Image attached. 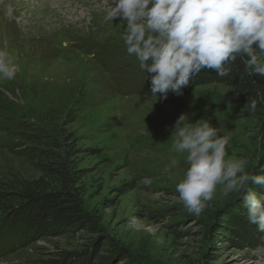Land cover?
I'll list each match as a JSON object with an SVG mask.
<instances>
[{
	"label": "rangeland",
	"instance_id": "1",
	"mask_svg": "<svg viewBox=\"0 0 264 264\" xmlns=\"http://www.w3.org/2000/svg\"><path fill=\"white\" fill-rule=\"evenodd\" d=\"M108 6L109 0H0V50L19 68L13 80H0V179L39 176L9 150L17 139L12 113L34 121L33 112L74 95L79 115L68 130L82 150L75 187L101 230L26 245L0 237V264H44L102 237L150 264H264L263 248L236 244L220 228L225 212L235 210L257 229L239 195L225 196L218 186L201 214L186 211L176 192L185 156L170 152L179 116L186 114L185 123L203 118L231 135L228 157L248 158V171L259 175L264 142L258 129L218 101L225 92L220 85L153 96L151 74L126 52L125 25L119 18L105 22ZM173 157L180 163L165 172ZM144 177L150 185L140 183Z\"/></svg>",
	"mask_w": 264,
	"mask_h": 264
},
{
	"label": "clouds",
	"instance_id": "2",
	"mask_svg": "<svg viewBox=\"0 0 264 264\" xmlns=\"http://www.w3.org/2000/svg\"><path fill=\"white\" fill-rule=\"evenodd\" d=\"M117 18L125 25L121 38L127 54L151 74V93L158 99H167L169 92L182 95L205 69L228 76L237 59L244 75L264 78V0H109L104 20ZM18 70L8 52L0 50V80H13ZM258 102L264 103V95L248 101L250 112ZM185 121L182 114L175 122L170 152L185 156L187 167L176 192L186 211L201 214L219 186L225 196L239 195L248 223L264 233V175L248 171V158L228 157L230 134L222 135L203 118ZM179 163L173 157L164 171ZM151 182L149 177L140 181Z\"/></svg>",
	"mask_w": 264,
	"mask_h": 264
},
{
	"label": "trees",
	"instance_id": "3",
	"mask_svg": "<svg viewBox=\"0 0 264 264\" xmlns=\"http://www.w3.org/2000/svg\"><path fill=\"white\" fill-rule=\"evenodd\" d=\"M231 67L226 77H218L207 69L201 71L183 88V94L207 85L224 87L225 92L218 94V101L225 107H236L234 115L254 124L264 142V103L258 102L254 113L247 104L251 99L259 101L264 95V78L244 75L239 59ZM66 94L62 105L52 103L33 112L34 121L25 115L16 118L12 113L17 139L9 150L39 173L34 179L19 174L0 179V237L5 236L19 245L49 236H74L82 230L93 234L101 232L75 187L76 159L82 150L77 148L68 126L77 120L79 109L72 103L74 95ZM259 175H264V166L259 169ZM255 188L257 193L261 191ZM220 228L236 244L249 242L264 249V234L245 223L235 210L225 212ZM105 239L102 237L81 251L64 252L62 258L43 263L150 264Z\"/></svg>",
	"mask_w": 264,
	"mask_h": 264
}]
</instances>
